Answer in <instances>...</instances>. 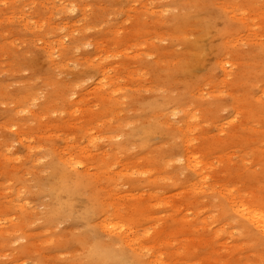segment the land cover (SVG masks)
<instances>
[{
    "label": "rangeland",
    "instance_id": "1",
    "mask_svg": "<svg viewBox=\"0 0 264 264\" xmlns=\"http://www.w3.org/2000/svg\"><path fill=\"white\" fill-rule=\"evenodd\" d=\"M227 189L264 209V0H0V264H264Z\"/></svg>",
    "mask_w": 264,
    "mask_h": 264
},
{
    "label": "bare ground",
    "instance_id": "2",
    "mask_svg": "<svg viewBox=\"0 0 264 264\" xmlns=\"http://www.w3.org/2000/svg\"><path fill=\"white\" fill-rule=\"evenodd\" d=\"M101 77L97 82V88L104 90L103 86H107L108 84V77L105 75V73L101 70L100 72ZM99 85V86H98ZM186 155L188 156V152H186ZM198 158H195L193 155L186 158L187 166L192 167L193 170L196 169L198 174V182L202 184V181H204V184H206V177L204 175L205 166L202 161L197 162ZM71 158L67 159V163L71 166L76 165L73 162H71ZM62 164V163H61ZM68 166V165H67ZM82 178V177H81ZM196 184H193L192 187H195ZM65 186H62L64 188ZM226 200L228 206L232 208L236 213L240 214L245 220H247L256 230L261 232L264 235V209L260 208L258 206L252 205L251 203L247 202L246 199L243 197H239L234 194V191L232 189H227V192L225 193ZM257 199V198H256ZM225 205V204H224ZM250 225V226H251ZM118 226V229L121 230L123 227L122 225ZM116 229V228H115ZM126 231H120L118 234L121 235V238H129V235L126 234ZM135 239H130L129 242L133 243ZM105 258V257H104ZM151 264H164L162 263V260L160 258H155L153 261H151Z\"/></svg>",
    "mask_w": 264,
    "mask_h": 264
}]
</instances>
